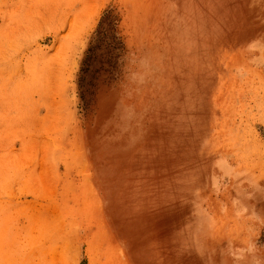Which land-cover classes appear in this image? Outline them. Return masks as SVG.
Returning <instances> with one entry per match:
<instances>
[{"label": "rangeland", "instance_id": "1", "mask_svg": "<svg viewBox=\"0 0 264 264\" xmlns=\"http://www.w3.org/2000/svg\"><path fill=\"white\" fill-rule=\"evenodd\" d=\"M0 264H264V0H0Z\"/></svg>", "mask_w": 264, "mask_h": 264}, {"label": "bare ground", "instance_id": "2", "mask_svg": "<svg viewBox=\"0 0 264 264\" xmlns=\"http://www.w3.org/2000/svg\"><path fill=\"white\" fill-rule=\"evenodd\" d=\"M162 2V1H161ZM163 7V6H162ZM174 7V6H173ZM173 7H172V9H173ZM177 7V6H176ZM148 8V7H147ZM171 10V9H170ZM176 10H179V9H176ZM205 13H207V12H205ZM202 17V16H201ZM171 25V24H170ZM162 26V25H161ZM165 27V26H164ZM164 29V28H163ZM190 40V39H189ZM179 42V41H178ZM172 79V78H171Z\"/></svg>", "mask_w": 264, "mask_h": 264}]
</instances>
